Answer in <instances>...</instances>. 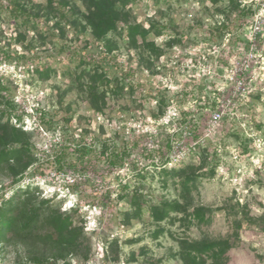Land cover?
Here are the masks:
<instances>
[{"label":"rangeland","instance_id":"374dc122","mask_svg":"<svg viewBox=\"0 0 264 264\" xmlns=\"http://www.w3.org/2000/svg\"><path fill=\"white\" fill-rule=\"evenodd\" d=\"M17 1L26 15L11 14L10 0H0V49L25 56L17 61L0 53L6 88L0 112L5 97L15 105L0 127L25 134L33 163L13 186L0 169V210L27 188L20 210L48 203L32 233L20 229L21 221L3 235L0 228V264H184L186 243L211 241L227 242L228 250L204 256L205 264H264V64L212 136L177 165L153 164L166 158V132L179 119L196 120V135L204 137L221 85L214 74L241 58L243 29L264 0ZM96 2L115 12V29L102 41L86 24ZM136 25L158 52L139 35L130 39L126 28ZM257 47L263 52L264 40ZM48 66L46 77L41 71ZM153 132L158 147L148 153ZM77 144L91 148L80 161L71 155ZM104 144L129 154L123 166L107 165ZM63 149L68 156L59 170L53 157ZM166 204L174 209L160 219ZM198 209L209 224L195 217ZM66 215L76 236L72 247L51 239L52 223Z\"/></svg>","mask_w":264,"mask_h":264},{"label":"trees","instance_id":"16d2710c","mask_svg":"<svg viewBox=\"0 0 264 264\" xmlns=\"http://www.w3.org/2000/svg\"><path fill=\"white\" fill-rule=\"evenodd\" d=\"M50 6L55 3V0H47ZM104 4V2H103ZM62 4H59V7L62 10ZM10 13L17 15H26L25 11L19 6L17 0H10L9 3ZM58 7V9H59ZM18 17V16H17ZM28 19V18H27ZM29 20V19H28ZM115 12L110 6H103L101 2H96L86 18V24L90 27L93 38L96 41H102L103 38L110 32L115 29ZM224 27V26H222ZM141 25L136 26H128L126 28V33L129 35L132 41H136V35H139L142 41V44L146 48L151 49L153 53L158 52V49L154 47L152 43L146 42V32L142 30ZM142 30V32H140ZM0 53L4 56L5 59H13L20 60L25 59V56H19L17 54L11 55L9 52H4L0 49ZM98 68V66H97ZM37 71V70H36ZM51 68L44 67L41 72H43V76H48ZM3 91H6V88L1 86L0 84V95ZM5 106V110L0 112L1 117H11V113L15 110V105L13 104L10 98H4L2 102ZM45 114L40 112V121H43ZM17 119H20L19 116H16ZM191 122V119L185 118L184 122ZM194 126H192L193 128ZM2 129V134L0 136V140L2 141L3 148L0 150V169L6 168L9 177L12 178L11 186L19 183V179L23 176V173L27 170V168L33 163L32 155L28 153V144L27 141L24 140V133L20 130H17L13 127L10 130H7L6 127H0ZM7 143H12L18 145V148H6ZM169 146V141L167 143ZM91 148L86 149L82 144H77L72 150V156H74L75 161H80L84 158V156L90 151ZM101 154L106 157V163L111 168L121 167L124 161L127 159L128 155L126 151L121 153H115L114 149L111 150L107 147L106 144L101 146ZM68 156V152L66 150L58 151L53 157V162L58 167L59 170L63 168L66 164L65 159ZM22 157H25V160H22ZM13 163V164H11ZM167 176L169 175H178L180 170H164L162 171ZM191 177L183 180V185H187ZM29 189L27 188L24 191H17L9 200L10 202L7 205H4L2 210H0V228H2V235L4 231H8L12 229L14 225L18 222H22L21 230L25 233H32L36 227L37 221L39 220L40 209L47 205V201H42L38 208L30 209V210H20L18 200L21 195L29 194ZM4 201V200H3ZM6 203V202H5ZM165 209V210H164ZM166 209H174L173 205H164L162 209H160L157 213V216L162 219L164 215H166ZM195 217L202 221L205 224H209L211 222V218H205L202 210L195 211ZM47 223H50L51 220L47 219ZM57 223L56 221H54ZM52 223L54 226L52 241L56 245L72 247L75 240V233L69 230L70 226V215H66L63 220L59 224ZM187 247L181 254V260L184 264H205L204 256L208 254H212L213 257L220 258L223 253L228 250L227 242L224 241H211L206 243H192L185 244Z\"/></svg>","mask_w":264,"mask_h":264},{"label":"built area","instance_id":"2783aa9c","mask_svg":"<svg viewBox=\"0 0 264 264\" xmlns=\"http://www.w3.org/2000/svg\"><path fill=\"white\" fill-rule=\"evenodd\" d=\"M262 6V9L253 14L251 21L243 29V40L246 49L239 54L241 58L235 60L230 68H223L221 76L214 74L219 77L217 81L221 85L216 88L217 94H213L217 98L209 104L210 111L205 122L204 137L199 138L196 135L198 125L196 120L184 122L176 117V121L179 119L177 127L166 132L169 141L166 158L163 162L155 160L156 162H153L155 167L164 169L168 166L177 165L186 159L198 144H202L205 138H209L215 133L228 110L234 107L237 102L246 98L263 70L264 58L262 51L257 47L258 42L264 40V20L262 16L264 7ZM202 73L203 76L211 75V72L205 69L202 70ZM172 117H175V114ZM192 126L194 127L192 128ZM149 135L148 144H145V151L152 153L158 147L152 139L157 135V132ZM68 182H75V179L70 177Z\"/></svg>","mask_w":264,"mask_h":264},{"label":"water","instance_id":"95a60500","mask_svg":"<svg viewBox=\"0 0 264 264\" xmlns=\"http://www.w3.org/2000/svg\"><path fill=\"white\" fill-rule=\"evenodd\" d=\"M262 56H263V58H264V50H263V52H262Z\"/></svg>","mask_w":264,"mask_h":264}]
</instances>
